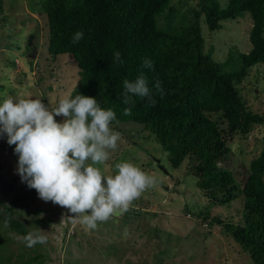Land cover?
<instances>
[{"label": "rangeland", "instance_id": "rangeland-1", "mask_svg": "<svg viewBox=\"0 0 264 264\" xmlns=\"http://www.w3.org/2000/svg\"><path fill=\"white\" fill-rule=\"evenodd\" d=\"M197 1L168 0L169 8L159 15L157 26L174 33L190 25L193 12L200 8ZM215 1L223 9L229 0ZM74 2L0 0V103L7 97L40 99L52 110L61 98L69 96L77 83L78 70L67 53L53 60L47 58L45 12L55 5L68 8ZM251 23L244 13L219 20V26L209 30L200 13L197 26L202 54L220 63L225 71L237 70L238 55L251 48ZM233 86L249 111L264 116V64L248 67ZM209 118L218 128L225 127L222 114L212 113ZM64 119L55 116L58 123ZM116 127L113 131L120 135L117 148L110 150L105 164L96 167L109 175L115 174L116 163L130 162L155 175L158 184L133 200L123 214L98 223L95 230H86L78 221L64 217L66 208L43 201L35 189L22 182L16 171L15 145L7 143L6 134L0 135V200L17 211L28 233L47 236V242L35 245L34 251L49 257L32 256V248L20 239L23 235L0 228V264H252L220 225L207 224L203 216L222 222L240 221L243 195L239 190L249 173L250 161L264 143V124H252L246 135L236 132L227 138V153L216 165L229 171L238 188L235 199L215 206L207 205L195 184L196 177L185 171L187 161L171 167L166 152L141 126L123 122Z\"/></svg>", "mask_w": 264, "mask_h": 264}, {"label": "trees", "instance_id": "trees-1", "mask_svg": "<svg viewBox=\"0 0 264 264\" xmlns=\"http://www.w3.org/2000/svg\"><path fill=\"white\" fill-rule=\"evenodd\" d=\"M167 1L76 0L68 8L55 5L45 12L44 51L50 60L67 53L75 62L78 80L69 97L82 94L97 99L102 108L112 109L116 114V120L110 124L112 129L123 122L141 126L166 152L171 167L187 161L185 171L196 177L195 184L208 206L225 205L236 198L238 188L229 171L216 165L227 153L226 141L236 132L246 135L252 124H264V116L249 111L233 86L248 67L264 64V0H229L223 9L215 0H198L200 8L193 12L194 21L174 33L157 26V18L169 8ZM200 13L209 30L216 29L222 19L244 13L251 18V48L238 55L237 70L225 71L220 63L202 54L197 26ZM77 31H83L84 37L73 43ZM117 51L122 64L114 60ZM145 59L153 62L152 69L142 67ZM141 72L148 79L155 104L140 97H133L132 105L123 104V81H133ZM157 80L163 94L154 88ZM127 107H131L129 115L124 114ZM212 113L222 114L224 128H218L209 118ZM263 178L264 143L250 161L249 173L239 190L243 195L240 221L222 222L217 217L203 216L207 224L220 225L252 264H264ZM0 228L28 234L17 211L1 200ZM30 250L34 257L49 258L48 254L35 252V246Z\"/></svg>", "mask_w": 264, "mask_h": 264}, {"label": "clouds", "instance_id": "clouds-1", "mask_svg": "<svg viewBox=\"0 0 264 264\" xmlns=\"http://www.w3.org/2000/svg\"><path fill=\"white\" fill-rule=\"evenodd\" d=\"M83 37L84 32L77 31L72 42ZM113 56L116 63H123L119 51ZM142 67L152 69L153 62L145 59ZM154 88L163 94L160 81ZM123 89L125 105H132L133 97L155 104L143 72L133 81L125 79ZM124 114H131V107L125 108ZM55 116L65 119L58 123ZM115 120L112 109H104L97 99L82 94L61 98L52 110L40 99L7 97L0 103V135L6 134L7 143L15 145L21 181L35 189L43 201L68 209L74 214L73 222L86 230H95L98 223L123 214L133 200L158 184L155 175L130 162L116 163L115 174L109 175L96 167L105 164L110 150L117 148L120 135L110 127ZM20 239L28 248L47 242L41 233L29 232Z\"/></svg>", "mask_w": 264, "mask_h": 264}, {"label": "water", "instance_id": "water-1", "mask_svg": "<svg viewBox=\"0 0 264 264\" xmlns=\"http://www.w3.org/2000/svg\"><path fill=\"white\" fill-rule=\"evenodd\" d=\"M160 169H163L161 166H158ZM74 214L70 213L68 209H66L64 213V217H72Z\"/></svg>", "mask_w": 264, "mask_h": 264}, {"label": "crops", "instance_id": "crops-1", "mask_svg": "<svg viewBox=\"0 0 264 264\" xmlns=\"http://www.w3.org/2000/svg\"><path fill=\"white\" fill-rule=\"evenodd\" d=\"M36 58V56H34Z\"/></svg>", "mask_w": 264, "mask_h": 264}]
</instances>
